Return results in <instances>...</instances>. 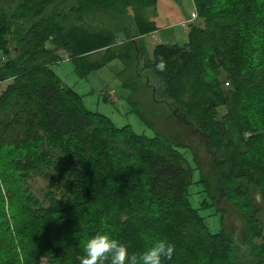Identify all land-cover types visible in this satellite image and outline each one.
I'll return each instance as SVG.
<instances>
[{
	"label": "trees",
	"instance_id": "1",
	"mask_svg": "<svg viewBox=\"0 0 264 264\" xmlns=\"http://www.w3.org/2000/svg\"><path fill=\"white\" fill-rule=\"evenodd\" d=\"M59 1L0 0V53L10 57L0 66V81L11 79L0 95V156L3 150L30 146V152L12 162L13 172L0 169V264H80L86 240L101 231L125 243L132 254L140 248L139 254L147 238L142 229L147 227L149 210L154 211L149 207L162 210V219L169 223L161 238L166 235L174 253L164 264H183L187 259L197 264H261L264 158L256 150L264 142V120L261 130L248 126L241 101L247 88L254 83L261 86L262 81L254 71L243 70L240 58L259 45L258 37L264 40V0L261 5L259 0H238L240 6L233 10L215 9V0H195L204 25L193 24L183 46H156L147 68L182 120L159 131L136 109L139 103L129 99L133 111L153 129V136L137 133L130 125L119 128L111 118L86 109L82 95L49 70L64 57L48 42L59 17L72 24L62 50L71 55L79 71L88 74L121 58L113 45L124 39H129L131 56L126 60L131 63L132 54L140 57L145 52L142 39L157 30L146 11L156 9L158 0H76L66 13L59 10ZM235 2L230 0L231 5ZM99 11L118 13L95 35L83 16ZM14 42L17 48L11 54ZM103 48L101 61L85 60L88 51ZM161 61L166 64L163 72L156 68ZM43 69L51 78L34 86L35 74ZM223 72L225 82L220 78ZM210 73L215 75L213 80L208 78ZM221 104L228 108L222 118L217 111ZM197 149L211 155L207 176ZM247 173L257 181L262 205L249 203L241 211L240 238L227 233L219 216L221 229L203 230L204 240L211 245L210 261L197 247L189 250L184 242L180 245L176 238L180 229L171 223L183 217L162 206L186 201L188 217L200 218L206 204L205 210L214 208L210 200H231L236 181ZM194 190L201 199L193 197ZM137 224L143 225L140 232ZM128 226L132 228L127 230ZM182 239L193 243L195 236ZM257 241H262L259 251Z\"/></svg>",
	"mask_w": 264,
	"mask_h": 264
},
{
	"label": "rangeland",
	"instance_id": "2",
	"mask_svg": "<svg viewBox=\"0 0 264 264\" xmlns=\"http://www.w3.org/2000/svg\"><path fill=\"white\" fill-rule=\"evenodd\" d=\"M176 1L180 6L179 8H182L181 11L186 18H191V15L194 17L197 14L194 9L195 0ZM59 2V10L65 13L71 9L72 4H76V0H60ZM259 2L261 5L263 0H259ZM229 3L230 0H215L213 6L215 9L220 10L226 8L233 10L236 9L237 6H240V2L238 0H236L235 5H231V3L230 5H227ZM260 5L256 7L258 13L261 12ZM7 7L9 9L10 6ZM156 9H147L146 14L149 19L153 16L155 17L157 13ZM116 11L112 13L113 15L103 13L102 11L93 13L92 15H85L83 16V21L90 25L89 27L92 30L91 33L97 35L100 33L102 24H111V21H114V14L118 13ZM129 12L133 13L131 9ZM227 16L229 17V15ZM55 21L58 26L53 34V38L49 40L48 45L49 47L59 48L60 54H62L64 60L51 67L54 73L63 81L65 85L73 88L82 95L86 109L111 118L114 124L119 128L130 125L135 132L146 134L147 136H153V129H150L145 123H143L140 115L133 111V108H131L129 104V99L131 103H139V105L137 103L134 105L136 106V109L145 114L152 121L153 127L159 131H162V129L166 131V126H169L170 124L175 125V120L179 121V119L182 118L179 115V112L173 107V104L161 95L158 81L153 76L151 70L147 68V64L154 59L156 46L160 43L170 45L177 44L180 46L185 45L189 40L188 35L192 25H204L198 14L195 19L193 18L192 20L185 22V27L181 24H176L175 27L173 26L172 28L166 30H157V33H154L155 31H153L150 33L153 37H151L152 35L150 34V36H145L142 39L146 45L145 47L144 43L142 44V47L145 48L144 54L140 57L132 54L134 59L131 63L126 60L127 56H131V52H127L126 46V42L129 40L123 42L125 40L124 39L121 41L123 43L113 45L115 54L119 55L121 58L115 59L106 66L92 70L88 76L81 70L77 71L78 66L70 59L71 55L63 52L62 50L63 43L70 37L69 34L72 30L70 27L72 24L69 20H63L59 17H57ZM13 30L17 34L18 27H14ZM120 36L121 34L119 37ZM124 37L125 36H122L121 38ZM258 38H260L259 45L257 44L255 48H249L246 51V54L240 58V60L242 59L240 65L243 70L245 72L254 71L252 74H254L256 78L261 77L262 81L261 86H257L256 83H254V87L247 88L241 101L243 121L255 131L261 130L262 121L264 120V40L261 36ZM85 39L86 37L82 35L81 40L84 41ZM254 43H257V40H254ZM85 45L89 46L87 43ZM15 48H17L16 43H11L10 53ZM105 52V48L88 51L85 54V60L90 63L98 62L99 60L101 61ZM123 52H125L124 55H122ZM9 58V55L5 56L0 53V66H4ZM51 76L52 74L49 73L47 69L39 71L34 76V86L38 85L43 80L50 79ZM214 77L215 75L213 73L208 75V78L211 80H213ZM226 77L227 73L223 72L220 76L221 81L225 82ZM10 81L11 79L8 81H0V95L3 90L7 89ZM217 111L218 116L222 118L227 114L228 108L227 106L221 104L217 107ZM169 120L171 121L169 122ZM29 149L30 146H25L24 148L19 149L3 150L0 156V166H2L0 169H3L7 173L13 172L11 170L12 162L20 155L30 152ZM256 151L261 158H264V142L259 144ZM206 153L207 150L206 152L199 149L196 151V155L202 167V172L207 176L210 169L209 161L211 160V155ZM196 178H198V174L196 175ZM235 186L236 194L232 195L231 200L225 199V202L220 200H210V203L214 208H211V211L210 209L205 210L208 208L206 204L200 214L203 218L200 216V218H198L196 214H193L192 217H188L190 210H187L188 205L186 201L184 204H168L166 206H162V208H168L173 212H177L179 217H183L182 219L177 218L171 223L172 226L180 229V234L176 237L181 242L180 245L184 242L183 244L185 248L189 250H192L193 247H197L200 254L205 257L204 260L210 261L211 259L208 260V258L211 257V245L208 244L209 240L207 238H205L206 241L204 240L203 234L204 231L208 232L207 229H210V231H213V228L221 229L220 217L222 218V216L224 220L222 222V227L232 238L236 239L238 236L240 238L239 230L242 223L239 218H242V215L240 214L241 211L246 210L249 203L254 206H258L259 208V206L262 205V200L259 190L257 189V181L252 174L247 173L242 179L236 181ZM195 190L193 191L194 193ZM193 197L201 199L198 191L193 194ZM256 203H258V205H256ZM198 206H201V204L195 205L196 208H198ZM149 209H153L154 211L149 210L148 218L145 222L147 227L142 229V232H145L147 234V238L149 239L146 238L144 240L146 245L142 248L141 252L155 241L162 239V232L164 231L166 234V231H168L167 226H169V223H166L165 220L162 219L164 215L162 210H156L154 207H149ZM215 212H219L222 215H216L214 214ZM210 213L214 217H211ZM261 217L262 219L264 218L263 213H261ZM204 223L207 227H205ZM142 226L143 225L141 224L136 225L138 232H140ZM130 228L132 227L128 226L127 230ZM151 233L154 234L151 235ZM171 234L173 237L175 236L174 233L171 232ZM188 235L192 237L195 236V239H192L193 243L182 239V237H186ZM165 236L163 239H165ZM131 237L134 240L132 242H135L133 234ZM138 242L141 243L142 241L139 240ZM256 244L258 245L259 251V247L262 246V241H257ZM139 249L140 248H138L134 254H138ZM254 257L258 260L256 255H254ZM187 260H185L186 262L183 264H197L195 260ZM259 260L261 264H264L263 257H260Z\"/></svg>",
	"mask_w": 264,
	"mask_h": 264
},
{
	"label": "clouds",
	"instance_id": "3",
	"mask_svg": "<svg viewBox=\"0 0 264 264\" xmlns=\"http://www.w3.org/2000/svg\"><path fill=\"white\" fill-rule=\"evenodd\" d=\"M156 68L163 72L165 62L161 61ZM84 254L79 258L80 264H164L174 253V245L166 239H160L145 248L139 254H132L129 247L108 232H97L90 236L84 246Z\"/></svg>",
	"mask_w": 264,
	"mask_h": 264
},
{
	"label": "crops",
	"instance_id": "4",
	"mask_svg": "<svg viewBox=\"0 0 264 264\" xmlns=\"http://www.w3.org/2000/svg\"><path fill=\"white\" fill-rule=\"evenodd\" d=\"M177 3L178 2L176 0H158L157 1V9H156L157 17L155 15V17L153 16L151 18V21L156 24L157 30H163V29L166 30V29L172 28L173 26L175 27L176 24L177 25L181 24L184 26L185 22H188V21L192 20L193 18L195 19L197 14L194 17H192V15H191V18H186L181 11L182 8H179L180 6ZM194 9L196 10L195 7H194ZM196 13H197V10H196ZM157 30L154 33H157ZM120 34H121L120 37L125 36L123 32H120L118 35H120ZM150 35H152V34H150ZM150 35H147V36H150ZM151 37H153V35ZM128 40L129 39H125L123 42H126ZM123 42H121V43H123ZM160 44H162V43H160ZM73 63H74V60H73ZM50 71H52L54 73L51 66H50ZM77 71H79V70H77ZM86 75L88 76L89 73ZM56 77L58 79H60L57 75H56Z\"/></svg>",
	"mask_w": 264,
	"mask_h": 264
},
{
	"label": "flooded vegetation",
	"instance_id": "5",
	"mask_svg": "<svg viewBox=\"0 0 264 264\" xmlns=\"http://www.w3.org/2000/svg\"><path fill=\"white\" fill-rule=\"evenodd\" d=\"M3 3H5V2H8V1H12V0H1Z\"/></svg>",
	"mask_w": 264,
	"mask_h": 264
},
{
	"label": "water",
	"instance_id": "6",
	"mask_svg": "<svg viewBox=\"0 0 264 264\" xmlns=\"http://www.w3.org/2000/svg\"><path fill=\"white\" fill-rule=\"evenodd\" d=\"M18 50V49H17Z\"/></svg>",
	"mask_w": 264,
	"mask_h": 264
}]
</instances>
